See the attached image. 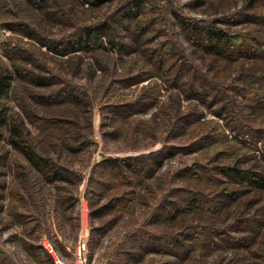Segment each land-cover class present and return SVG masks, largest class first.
Masks as SVG:
<instances>
[{"label":"rangeland","instance_id":"374dc122","mask_svg":"<svg viewBox=\"0 0 264 264\" xmlns=\"http://www.w3.org/2000/svg\"><path fill=\"white\" fill-rule=\"evenodd\" d=\"M93 1L0 0V264H264V0Z\"/></svg>","mask_w":264,"mask_h":264},{"label":"trees","instance_id":"16d2710c","mask_svg":"<svg viewBox=\"0 0 264 264\" xmlns=\"http://www.w3.org/2000/svg\"><path fill=\"white\" fill-rule=\"evenodd\" d=\"M255 0H252L254 2ZM94 4H100L102 0H96L93 1ZM132 2L130 4L131 8L129 11H127V16H133L134 13H136L140 5L142 3V0H131ZM263 17V18H262ZM262 21H264V15L261 16ZM101 34H106L107 35V24L101 23L97 26H85L84 28L81 29V33L79 34V37L76 38V41L74 42H69L64 45L65 50H68L72 47L75 46H80L78 48L86 49L89 48L90 44L96 42L98 38L101 36ZM232 35L230 32L221 29V28H214V27H207L201 36H199V40L201 42V45L204 47V49L212 54V55H220V56H231L230 55V48H234L233 43H232ZM249 37V36H248ZM240 38V37H239ZM238 38V40H240ZM199 42V41H198ZM232 43V44H231ZM86 44V45H85ZM71 50H76V49H71ZM252 79L258 83V90L256 93L258 95L264 97V75H254L252 76ZM10 81H11V74L6 73H1L0 74V94L5 93V91L8 89L10 86ZM193 83V88L194 86L198 85L200 88H202L203 85H199L198 81L192 82ZM261 83V84H260ZM255 93V94H256ZM78 96L75 97V95L72 97L73 99H78ZM77 101V100H76ZM7 119V115L5 113L4 109H0V124H5ZM10 129V140L13 146L18 149L30 162H32L35 165H39V159L37 160L35 151L33 149H29L26 144L21 143L19 141V134L20 130L17 128L16 125L10 124L9 125ZM23 142V141H22ZM25 142V141H24ZM229 172L232 173L236 179H241L240 181H251L254 182L256 185H261L264 179V177L258 175L253 170H247V169H240L239 167L236 166H230L229 167ZM197 200L195 199H190L189 198V203H194V201Z\"/></svg>","mask_w":264,"mask_h":264},{"label":"built area","instance_id":"2783aa9c","mask_svg":"<svg viewBox=\"0 0 264 264\" xmlns=\"http://www.w3.org/2000/svg\"><path fill=\"white\" fill-rule=\"evenodd\" d=\"M85 248H86V243L84 239H79L77 244V255L80 261L84 258ZM57 264H61V263L57 262Z\"/></svg>","mask_w":264,"mask_h":264}]
</instances>
